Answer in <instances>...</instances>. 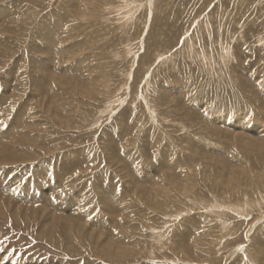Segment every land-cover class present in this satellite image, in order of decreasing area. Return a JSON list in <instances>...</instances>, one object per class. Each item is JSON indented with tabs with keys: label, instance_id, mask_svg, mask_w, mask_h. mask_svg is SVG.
Wrapping results in <instances>:
<instances>
[{
	"label": "rangeland",
	"instance_id": "374dc122",
	"mask_svg": "<svg viewBox=\"0 0 264 264\" xmlns=\"http://www.w3.org/2000/svg\"><path fill=\"white\" fill-rule=\"evenodd\" d=\"M0 264H264V0H0Z\"/></svg>",
	"mask_w": 264,
	"mask_h": 264
},
{
	"label": "bare ground",
	"instance_id": "6f19581e",
	"mask_svg": "<svg viewBox=\"0 0 264 264\" xmlns=\"http://www.w3.org/2000/svg\"><path fill=\"white\" fill-rule=\"evenodd\" d=\"M244 142V141H243Z\"/></svg>",
	"mask_w": 264,
	"mask_h": 264
}]
</instances>
